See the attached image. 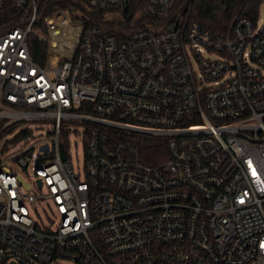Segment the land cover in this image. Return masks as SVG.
I'll use <instances>...</instances> for the list:
<instances>
[{
    "label": "built area",
    "instance_id": "2783aa9c",
    "mask_svg": "<svg viewBox=\"0 0 264 264\" xmlns=\"http://www.w3.org/2000/svg\"><path fill=\"white\" fill-rule=\"evenodd\" d=\"M41 1L0 0V264H264L258 15L169 30L178 0H82L142 26L42 64Z\"/></svg>",
    "mask_w": 264,
    "mask_h": 264
},
{
    "label": "trees",
    "instance_id": "16d2710c",
    "mask_svg": "<svg viewBox=\"0 0 264 264\" xmlns=\"http://www.w3.org/2000/svg\"><path fill=\"white\" fill-rule=\"evenodd\" d=\"M227 10L222 0H178L175 12L188 21H196L214 33L226 34L230 31L236 16H257L263 0H228ZM60 11H69L71 21L62 25L60 30L49 28L47 20ZM83 16L80 17L79 14ZM2 18V20H4ZM135 17L126 16L124 20L109 22L99 11H88L82 0H42L39 11L37 29L46 37L52 38V43L30 37V48L34 58L45 64L52 56H58L61 61L74 57L80 42V33L89 26L98 25L108 32L123 34L140 28L134 23ZM146 18L141 17V21ZM54 33L56 37L54 38ZM162 147L160 143L150 141L147 147L151 156ZM149 160V158H148ZM150 162H153L151 159Z\"/></svg>",
    "mask_w": 264,
    "mask_h": 264
},
{
    "label": "rangeland",
    "instance_id": "374dc122",
    "mask_svg": "<svg viewBox=\"0 0 264 264\" xmlns=\"http://www.w3.org/2000/svg\"><path fill=\"white\" fill-rule=\"evenodd\" d=\"M79 16L82 17L83 14L80 13ZM51 19L53 20L51 22L53 25H60L62 23V21L68 22L72 18H71V14H70L69 11H60L54 17H52ZM257 26L259 28H263L264 27V1L262 2V4L260 5V8H259V13H258V17H257ZM36 27H37V25L34 27V33L31 35V37H37L38 38V36H41V37L45 38L46 35L42 31L38 30ZM212 57H215V56H212ZM54 58H58V57L54 56L53 60H54ZM47 130H49V129L47 128ZM43 132H45V131L35 130V134L36 135H40ZM73 140L79 142V140H77L76 138H74ZM79 144H80V142H79ZM71 157H72V159H73V161L75 163L76 160H77L76 154L75 153H74V155L71 154ZM82 158H83L82 157V147L79 145V160H80V164L82 163ZM75 168L76 169H78V168L81 169L83 167H75ZM25 178L27 180H29V181H32L34 179L33 172L30 170L29 173L27 175H25ZM39 192L42 193V194H46L47 193L46 190L39 191ZM39 209L41 210V207H39ZM66 264H69V263H66Z\"/></svg>",
    "mask_w": 264,
    "mask_h": 264
},
{
    "label": "water",
    "instance_id": "95a60500",
    "mask_svg": "<svg viewBox=\"0 0 264 264\" xmlns=\"http://www.w3.org/2000/svg\"><path fill=\"white\" fill-rule=\"evenodd\" d=\"M222 2H223V4L225 5L226 9L228 10V9H229V2H228V0H222ZM180 16H181V14H179V15L176 17L175 22H174L172 25H170V26L168 27L169 30H174V29L176 28L177 20H178V18H179ZM44 149H46V148H44Z\"/></svg>",
    "mask_w": 264,
    "mask_h": 264
}]
</instances>
